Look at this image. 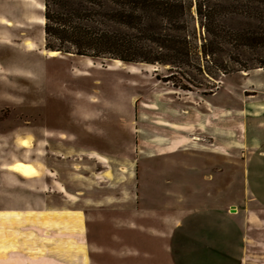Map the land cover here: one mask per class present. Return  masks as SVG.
<instances>
[{"label": "rangeland", "instance_id": "374dc122", "mask_svg": "<svg viewBox=\"0 0 264 264\" xmlns=\"http://www.w3.org/2000/svg\"><path fill=\"white\" fill-rule=\"evenodd\" d=\"M45 9L0 0V264H180L185 213L264 216V69L189 91L170 66L51 58Z\"/></svg>", "mask_w": 264, "mask_h": 264}, {"label": "trees", "instance_id": "16d2710c", "mask_svg": "<svg viewBox=\"0 0 264 264\" xmlns=\"http://www.w3.org/2000/svg\"><path fill=\"white\" fill-rule=\"evenodd\" d=\"M45 7L48 51L170 66L164 82L184 90H199L200 78L218 85L238 69H264V0H45Z\"/></svg>", "mask_w": 264, "mask_h": 264}, {"label": "crops", "instance_id": "0c3cea01", "mask_svg": "<svg viewBox=\"0 0 264 264\" xmlns=\"http://www.w3.org/2000/svg\"><path fill=\"white\" fill-rule=\"evenodd\" d=\"M9 166H11V164ZM256 172L260 176L257 174L256 178L253 180L255 181V187L253 188L252 186V189L249 190V194L251 200L254 201L259 210H262L264 213V203L258 200L257 194H259V191L256 190V182L264 181V172L260 169H257ZM12 178H9V181H13L14 178ZM31 212H34V210ZM213 212H217L219 215L213 216L209 211H207L206 214H208V217H210L213 222H215V220L217 221L216 224L218 225L215 227V230L210 225L203 224L204 218L198 220L191 219L196 212L189 214L185 213V215H183L182 218H184L185 223L182 222V228L186 230L185 234L182 232V247L180 249L183 250V254L180 255V253H175V256L181 260L180 264H201L202 262L204 264L206 255L201 254V252L206 251L208 254H217V251L212 253L209 252L211 248H215L214 238L217 234V230L225 238V241H229L230 245L228 250L229 255L227 257H219L217 255L212 258L213 260H218L217 264H264V216H245L242 220L240 213H231L225 209ZM218 217L221 219L218 220ZM175 228V235H177L179 225ZM174 231L171 235H173ZM17 243L18 242H16L15 245ZM177 244L178 241L176 242V245ZM217 244L220 245L218 241Z\"/></svg>", "mask_w": 264, "mask_h": 264}, {"label": "bare ground", "instance_id": "6f19581e", "mask_svg": "<svg viewBox=\"0 0 264 264\" xmlns=\"http://www.w3.org/2000/svg\"><path fill=\"white\" fill-rule=\"evenodd\" d=\"M44 24V21H43ZM10 25V24H9ZM58 54V52H54V51H50L49 52V57L53 58ZM119 62V61H116ZM29 143L26 140H23L21 142V147L22 148H28L29 147ZM8 170H10L12 173L20 176L23 179H32L35 175V168L33 167V165L27 163V162H23V161H18L15 164L11 165ZM49 233H47L48 235Z\"/></svg>", "mask_w": 264, "mask_h": 264}]
</instances>
